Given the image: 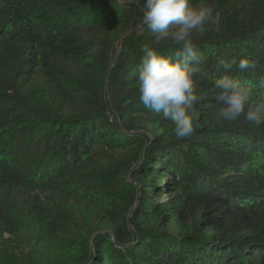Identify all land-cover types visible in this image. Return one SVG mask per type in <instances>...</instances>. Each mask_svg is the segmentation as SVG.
I'll list each match as a JSON object with an SVG mask.
<instances>
[{
	"label": "trees",
	"instance_id": "1",
	"mask_svg": "<svg viewBox=\"0 0 264 264\" xmlns=\"http://www.w3.org/2000/svg\"><path fill=\"white\" fill-rule=\"evenodd\" d=\"M196 131L139 99L143 0H0V264H264V122L217 118L224 74L264 92V0H191ZM248 58L246 72L221 60Z\"/></svg>",
	"mask_w": 264,
	"mask_h": 264
},
{
	"label": "clouds",
	"instance_id": "2",
	"mask_svg": "<svg viewBox=\"0 0 264 264\" xmlns=\"http://www.w3.org/2000/svg\"><path fill=\"white\" fill-rule=\"evenodd\" d=\"M213 20L211 6L192 5L191 0H143L141 25L160 39H170L177 47L175 58L163 55L145 44L137 70L140 102L148 109L162 114L174 125L177 139L190 137L195 131L190 110L198 103L196 93L199 62L197 44L192 34L204 33L206 25ZM220 67L230 73L235 67L241 72L254 68L248 58L221 60ZM264 86V76L259 78ZM217 118L234 122L243 117L250 123L264 122V92L254 91L240 78L224 74L216 79Z\"/></svg>",
	"mask_w": 264,
	"mask_h": 264
}]
</instances>
